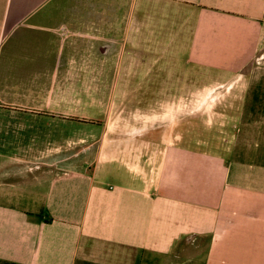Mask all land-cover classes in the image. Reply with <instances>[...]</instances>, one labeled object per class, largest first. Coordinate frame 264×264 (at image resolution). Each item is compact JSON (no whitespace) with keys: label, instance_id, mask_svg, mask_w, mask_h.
<instances>
[{"label":"crops","instance_id":"1","mask_svg":"<svg viewBox=\"0 0 264 264\" xmlns=\"http://www.w3.org/2000/svg\"><path fill=\"white\" fill-rule=\"evenodd\" d=\"M94 1L0 0V147H89L104 83L146 74L144 56L117 50L165 48L192 78L242 81L238 160L178 146L155 174L134 155L20 173L16 191L3 180L0 264H264V0H131L127 27L124 0ZM141 18L160 19L155 41Z\"/></svg>","mask_w":264,"mask_h":264},{"label":"rangeland","instance_id":"2","mask_svg":"<svg viewBox=\"0 0 264 264\" xmlns=\"http://www.w3.org/2000/svg\"><path fill=\"white\" fill-rule=\"evenodd\" d=\"M130 4L131 0H124L119 6L116 5L120 11L121 27L129 25L127 10ZM96 6L94 0L88 3L89 10H95ZM104 7H107V10L110 9L107 5ZM6 9V3H0V10ZM159 20L156 18L152 19L153 22H149V19L141 18L132 22V25L145 28L146 31L141 33L146 32L148 40L155 41L160 36V27H163L158 25ZM88 22L89 25H97L95 19L88 20ZM111 22V18L107 19L104 25L111 26ZM114 23H116L115 20ZM149 27H157L156 29L159 30L154 31ZM165 37L162 36L161 39ZM187 59L188 56L184 55L183 57L182 53L179 55L181 65H183V61L186 64ZM167 62L170 68L172 61L168 58ZM189 67L192 68L191 65ZM125 69L127 68L121 67L122 71ZM151 76V79H156L158 75H155L153 71ZM178 77L180 81L183 77V88L181 85L177 88L175 83L173 86L169 84L167 89L158 88L155 83L153 90L162 91L160 94L163 97L146 99V103L143 99L125 98L128 96V91H134L133 83L128 82L127 76L121 83L115 84L114 89L111 84L104 83V99L103 101L97 99V112L88 116L87 134L81 136L88 139L89 147L82 144L81 146L54 148L43 146L40 143L35 147H0V183L4 180L5 183L15 185L10 190L16 191L17 179L15 175L20 173H24L28 177L45 170L62 173L69 169L67 167L69 164L75 167V165L81 164L84 159L93 160L95 157H101V160H112L117 156H134L133 149L143 148L132 145L124 146L127 143L115 141H125L130 138L132 141L139 140L141 135L135 136V134H143L145 131L146 138L158 140V142L161 140L160 143L164 146L162 158L175 157L176 148L183 146L196 151L220 154L229 162L238 160L239 146L245 139V133L243 134V131L239 130L240 103L243 101L241 98L243 83L240 78L237 76L225 84L216 82L217 79H220L216 74H207L205 77L201 75L195 79V72L192 78L191 71L186 66L183 67L182 72H179ZM171 79L169 70L168 80ZM92 85L89 84V87ZM118 92L120 93L118 94ZM254 135L253 137H255ZM72 136L73 139L79 137L74 133ZM102 137L105 140L104 145L99 142ZM113 140L114 142H112ZM250 144L252 145V142ZM151 149L158 150L159 147L154 146ZM30 150L36 152L37 160L23 164L20 158H23L25 153ZM156 154L155 151L149 158L144 159L147 165L153 166L154 164L153 167L150 166V174H155L157 171L155 160L160 157ZM138 155L142 157L141 154ZM22 170H25L26 173ZM114 178L115 176L107 181H112Z\"/></svg>","mask_w":264,"mask_h":264},{"label":"flooded vegetation","instance_id":"3","mask_svg":"<svg viewBox=\"0 0 264 264\" xmlns=\"http://www.w3.org/2000/svg\"><path fill=\"white\" fill-rule=\"evenodd\" d=\"M118 53L125 54V53H131V54H136L137 56H144L147 59V65L145 67L146 69V74L144 76H137L132 78L130 83H133L134 86V91H128V96L125 97L127 99H131V100H136V99H143V101H145L146 99H151V98H162L163 96H161V92L162 91H155L153 90V84H157L156 86H158V88H166L169 86V84L172 86L173 85V81L168 80V75H169V70H170V75L172 77H174V80L177 79L179 80L180 78L178 77L179 72H182V65L179 61V59L175 56L174 61H173V52L170 50H167L165 48H151V49H145V50H127L125 49H119L117 50ZM168 58L170 59V61H172V65L169 66L168 64ZM149 63H152L149 65ZM150 68V69H148ZM134 70V68H133ZM136 72L140 71V68L137 67L135 68ZM158 75L156 79H151L152 78V74ZM181 85V84H180ZM180 85H178L180 87ZM146 88L148 89V91L146 92H140V89ZM120 92H118L119 94ZM158 96V97H156ZM132 102V101H130ZM146 103V101L144 102ZM146 131L143 134H139L138 136L141 135V139H134L133 141L131 140V138L129 140H117L115 142L121 143H131V142H142L145 143L143 147V149H139V150H135L133 149L132 151L135 153L134 155L136 156H140L138 154H141V156L143 157V159H147L150 157L151 154H153V152L156 151V156H159L160 158H162V154H163V145L160 143L161 140L158 142V140H152V139H148L146 138L147 134H145ZM99 142H101L102 145H104V138L102 137ZM114 142V140L112 141ZM158 142V144H157ZM146 146L147 149H146ZM157 146L159 147L158 150H152L151 147ZM120 153H122V151H120ZM147 157V158H146Z\"/></svg>","mask_w":264,"mask_h":264}]
</instances>
